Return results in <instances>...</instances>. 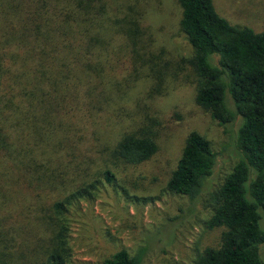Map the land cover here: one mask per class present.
I'll use <instances>...</instances> for the list:
<instances>
[{"label": "trees", "instance_id": "trees-1", "mask_svg": "<svg viewBox=\"0 0 264 264\" xmlns=\"http://www.w3.org/2000/svg\"><path fill=\"white\" fill-rule=\"evenodd\" d=\"M120 1L0 0V264L70 263L73 212L96 185L45 202L62 184V160L89 158L78 144L99 119L94 107L101 111L106 98L109 40L120 29L134 44L138 34ZM175 1L192 49L196 104L224 129L239 121L237 162L209 194L205 227L222 229L220 244L204 249L195 264H263L264 29L230 25L212 0ZM157 150L154 134L141 128L123 134L108 149L107 162L138 166ZM215 164L210 142L190 132L167 189L196 203ZM99 179L111 184L114 175L107 169ZM38 226L47 234L39 236ZM144 256L143 248L133 254L120 249L97 264H144Z\"/></svg>", "mask_w": 264, "mask_h": 264}, {"label": "rangeland", "instance_id": "rangeland-1", "mask_svg": "<svg viewBox=\"0 0 264 264\" xmlns=\"http://www.w3.org/2000/svg\"><path fill=\"white\" fill-rule=\"evenodd\" d=\"M212 1L230 25L263 31L264 0ZM120 6L127 19L137 22L138 34L134 44L120 35V29L109 40L102 74L106 98L101 111L94 107L93 116L99 113V119L86 126L78 144L89 158L62 160L60 168H66V174L45 203L96 185L80 202V212H73L69 264H97L114 251L133 254L140 248L145 250L144 264H195L204 249L220 244L222 229L205 227L209 194L237 162L233 133L239 121L227 131L196 104L197 79L188 64L192 49L180 30L181 8L175 0H121ZM116 17L115 21L121 18ZM141 128L154 134L157 152L138 166L107 162L108 149L123 134ZM192 131L210 142L216 164L199 200L190 204L187 197L170 192L167 183ZM97 142L96 152L91 146ZM107 169L114 175L111 184L99 179ZM38 233L47 234L43 227ZM259 253L264 264V244Z\"/></svg>", "mask_w": 264, "mask_h": 264}]
</instances>
